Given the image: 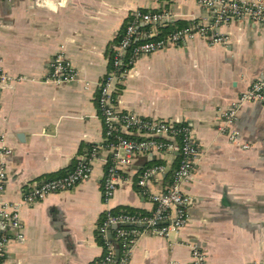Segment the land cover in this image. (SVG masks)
Masks as SVG:
<instances>
[{"label": "crops", "instance_id": "1", "mask_svg": "<svg viewBox=\"0 0 264 264\" xmlns=\"http://www.w3.org/2000/svg\"><path fill=\"white\" fill-rule=\"evenodd\" d=\"M137 11L170 15L160 25H142L157 37L178 22L213 20L195 0H0V71L18 79L0 89V163L8 179L0 214L16 205L23 221L21 238L10 232L4 264H98L105 253L99 227L108 211L154 209L137 186L151 163L143 156L122 170L126 183L114 197H103L112 150L99 84L111 70L115 41ZM216 33L226 45L195 38L141 56L117 85V111L189 126L200 149L188 187L194 197L188 224L169 238H140L128 264H192L194 245L206 264L264 263V106L244 103L237 113L240 141L252 148L231 144L220 131L221 114L264 79V25L234 20ZM58 53L75 71V82H47ZM93 147L98 153L89 181L23 204L37 185L89 161ZM177 157L161 160L169 171L151 191L167 189Z\"/></svg>", "mask_w": 264, "mask_h": 264}, {"label": "built area", "instance_id": "2", "mask_svg": "<svg viewBox=\"0 0 264 264\" xmlns=\"http://www.w3.org/2000/svg\"><path fill=\"white\" fill-rule=\"evenodd\" d=\"M37 1L41 3L48 0ZM195 1L207 12L212 13V23L196 22L187 28L176 29L163 37H157L151 31L141 28L145 24L160 25L166 22L170 15L135 12L125 28L121 43L115 47L111 70L99 84L98 105L106 139L110 137L116 139V142L109 146L112 150V159L104 175V200L109 202L118 188L126 183L122 170L130 167L137 156L148 158L152 154L154 156L152 162H158L146 165L137 180L141 194L154 205V209L148 214L126 212L116 214L108 211L99 227L98 236L105 253L98 264H128L140 238L146 235L169 238L171 234H178L186 227L189 222V208L194 204V197L188 192V187L194 179L196 163L200 157V149L189 126H179L164 120L144 119L117 111L114 106L117 85H121L129 77L141 56L152 55L195 38L205 39L212 45H226L227 39L216 31L222 25L234 20L264 25V0ZM17 80L0 71V89L4 84ZM75 81V71L63 53H58L52 62V74L47 82L72 83ZM248 102H260L264 106V79L254 82L238 103L221 114L220 131L231 144L243 150L252 148V144L240 141L235 123L239 109ZM130 134L138 138H127L126 135ZM97 153V147H93L89 161H77L72 173L57 179L46 180L25 193L23 204L38 203L50 194L71 191L89 181L92 177L91 161L96 158ZM174 153L178 154L179 163L172 173L167 189L164 192L151 191L150 186L161 180L169 171L161 160ZM7 181L2 162L0 163V194L5 190ZM114 226L117 228L112 230ZM22 230L23 221L19 206L5 205L0 214V264H4L7 257V245L11 241L10 232L19 233L18 237L21 238ZM115 243L118 248L115 247ZM191 250L192 264H206L205 254L199 246L194 245Z\"/></svg>", "mask_w": 264, "mask_h": 264}, {"label": "trees", "instance_id": "3", "mask_svg": "<svg viewBox=\"0 0 264 264\" xmlns=\"http://www.w3.org/2000/svg\"><path fill=\"white\" fill-rule=\"evenodd\" d=\"M131 20V19H130ZM129 20V21H130ZM187 27H189V25L187 24V23H182V22H178L175 26H174V28H172L171 26H170V29H163L162 31H163V33H162V36H164V35H166V34H168V33H170V32H172V31H174V30H176V29H183V28H187ZM142 30H145V28H141ZM148 29V28H147ZM123 35H124V32H123V34L115 41V46H118L120 43H121V41H122V39H123ZM98 98H97V102H98ZM179 126H182V125H179ZM126 137L127 138H129V139H135V138H138V137H134L133 135H126ZM140 138V137H139ZM116 142V139L114 138V137H110L108 140H107V146H110V144H112V143H115ZM177 161H179V156L177 157ZM158 161H155V162H152L151 164H154V163H157ZM77 164V163H76ZM76 164L71 168V170L69 171V172H64V173H61V174H59V175H54L53 177H50V180H52V179H57V178H60V177H64V176H66V175H68V174H70V173H72L73 171H74V169H75V167H76ZM174 170L175 169H173L172 170V173L174 172ZM166 180H168V178H166ZM121 212H126V213H130V214H137V212L136 211H133V210H131V209H126V210H124V211H115V213L117 214V213H121ZM141 212H139V214H140ZM141 214H148V213H141ZM99 241H100V243H101V240L99 239Z\"/></svg>", "mask_w": 264, "mask_h": 264}, {"label": "water", "instance_id": "4", "mask_svg": "<svg viewBox=\"0 0 264 264\" xmlns=\"http://www.w3.org/2000/svg\"><path fill=\"white\" fill-rule=\"evenodd\" d=\"M154 160V156L152 155V154H150L149 156H148V161L149 162H152ZM117 227L116 226H114V227H112V230L113 229H116ZM110 237L112 238V233L110 234ZM115 247L116 248H118V245L115 243Z\"/></svg>", "mask_w": 264, "mask_h": 264}]
</instances>
